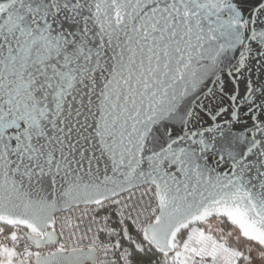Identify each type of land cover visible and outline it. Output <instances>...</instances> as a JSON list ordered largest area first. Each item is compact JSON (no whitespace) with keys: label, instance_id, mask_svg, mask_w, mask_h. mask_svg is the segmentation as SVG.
<instances>
[{"label":"snow or ice","instance_id":"1","mask_svg":"<svg viewBox=\"0 0 264 264\" xmlns=\"http://www.w3.org/2000/svg\"><path fill=\"white\" fill-rule=\"evenodd\" d=\"M0 264H264V0H0Z\"/></svg>","mask_w":264,"mask_h":264},{"label":"built area","instance_id":"2","mask_svg":"<svg viewBox=\"0 0 264 264\" xmlns=\"http://www.w3.org/2000/svg\"><path fill=\"white\" fill-rule=\"evenodd\" d=\"M145 187H148V186H144V187H142L141 189L137 190V192H136V196H137V197H139L141 191H144V188H145ZM149 197H150V194H149V196H145V197H144V200H145L146 203L149 201ZM83 208H84V205H81V206H80V209H77V210H75V211L72 212V213H58L57 215H58V216H61V217L64 216V215H69V214L74 215V216H78L79 213H80V210H82ZM84 243L86 244V243H87V240H85ZM47 250H48V249H44V251H47Z\"/></svg>","mask_w":264,"mask_h":264},{"label":"water","instance_id":"3","mask_svg":"<svg viewBox=\"0 0 264 264\" xmlns=\"http://www.w3.org/2000/svg\"><path fill=\"white\" fill-rule=\"evenodd\" d=\"M213 85L211 84V82H208L207 83V87H212ZM240 91H241V93H243V91H244V85L243 84H241V86H240ZM208 101H205V103H207ZM227 100H225V103L227 104ZM197 111H199V110H197Z\"/></svg>","mask_w":264,"mask_h":264}]
</instances>
